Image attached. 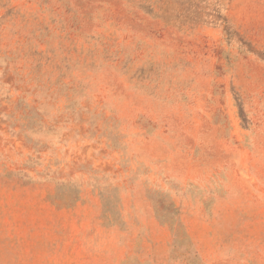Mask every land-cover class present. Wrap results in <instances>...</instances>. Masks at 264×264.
Masks as SVG:
<instances>
[{"label":"rangeland","instance_id":"374dc122","mask_svg":"<svg viewBox=\"0 0 264 264\" xmlns=\"http://www.w3.org/2000/svg\"><path fill=\"white\" fill-rule=\"evenodd\" d=\"M223 12L0 0V264H264V0Z\"/></svg>","mask_w":264,"mask_h":264},{"label":"trees","instance_id":"16d2710c","mask_svg":"<svg viewBox=\"0 0 264 264\" xmlns=\"http://www.w3.org/2000/svg\"><path fill=\"white\" fill-rule=\"evenodd\" d=\"M135 8L159 21L164 27L180 32H191L197 26H222L227 31V18L224 15L225 0H127ZM228 34V33H227ZM261 60L264 61V55ZM239 118L246 124L243 110L237 104Z\"/></svg>","mask_w":264,"mask_h":264}]
</instances>
